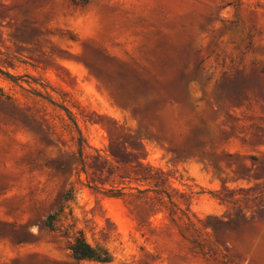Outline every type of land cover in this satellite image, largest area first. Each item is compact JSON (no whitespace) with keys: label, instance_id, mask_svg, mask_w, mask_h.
<instances>
[{"label":"rangeland","instance_id":"obj_1","mask_svg":"<svg viewBox=\"0 0 264 264\" xmlns=\"http://www.w3.org/2000/svg\"><path fill=\"white\" fill-rule=\"evenodd\" d=\"M0 264H264V0H0Z\"/></svg>","mask_w":264,"mask_h":264},{"label":"trees","instance_id":"obj_2","mask_svg":"<svg viewBox=\"0 0 264 264\" xmlns=\"http://www.w3.org/2000/svg\"><path fill=\"white\" fill-rule=\"evenodd\" d=\"M73 123L76 125V122L73 120V118H71ZM77 126V125H76ZM80 249H79V246H71V250L73 252L72 256L74 259L76 260H85V259H93V258H96V259H99L94 250H92V248H90L89 245H86L85 243L83 244H80ZM83 247V250L81 249Z\"/></svg>","mask_w":264,"mask_h":264}]
</instances>
